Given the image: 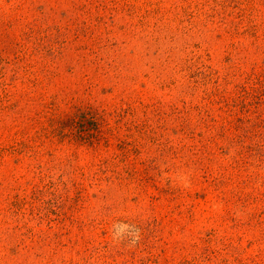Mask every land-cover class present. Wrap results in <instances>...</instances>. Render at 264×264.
Listing matches in <instances>:
<instances>
[{"label":"rangeland","instance_id":"1","mask_svg":"<svg viewBox=\"0 0 264 264\" xmlns=\"http://www.w3.org/2000/svg\"><path fill=\"white\" fill-rule=\"evenodd\" d=\"M263 70L264 0H0V264H264Z\"/></svg>","mask_w":264,"mask_h":264},{"label":"trees","instance_id":"2","mask_svg":"<svg viewBox=\"0 0 264 264\" xmlns=\"http://www.w3.org/2000/svg\"><path fill=\"white\" fill-rule=\"evenodd\" d=\"M239 96L230 101V114L237 117L234 123H227L232 137L241 144H250L245 150L264 153V70L241 85ZM229 105V104H228ZM227 129V130H228ZM226 133V131H224Z\"/></svg>","mask_w":264,"mask_h":264},{"label":"clouds","instance_id":"3","mask_svg":"<svg viewBox=\"0 0 264 264\" xmlns=\"http://www.w3.org/2000/svg\"><path fill=\"white\" fill-rule=\"evenodd\" d=\"M137 239H138V237H137Z\"/></svg>","mask_w":264,"mask_h":264}]
</instances>
